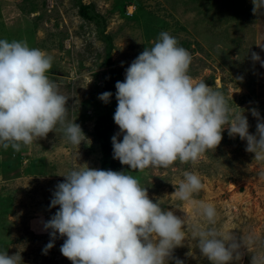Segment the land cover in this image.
<instances>
[{
  "label": "rangeland",
  "instance_id": "obj_1",
  "mask_svg": "<svg viewBox=\"0 0 264 264\" xmlns=\"http://www.w3.org/2000/svg\"><path fill=\"white\" fill-rule=\"evenodd\" d=\"M80 6H87L86 16ZM252 9V0H0V39L24 41L52 56L46 75L68 99L66 119L79 124L90 140L72 145L57 126L20 151L0 149V251L20 255L19 264H72L60 252L62 237L43 252L50 239L43 222L57 210L49 208L52 192L64 180L59 175L80 164L106 169L97 130L108 113L110 143L119 132L113 120L117 101L105 104L98 96L112 73L124 79L125 69L161 31L190 52L188 74L222 92L234 111L244 109L255 134L251 110L264 120V67L251 54L264 60V11L254 15ZM246 144L225 130L216 149L195 162L177 160L143 171L123 165L122 170L132 171L154 202L159 199L163 208L206 228L188 203L172 195L184 171L197 173L203 187L194 198L214 205L215 227L241 236L246 249L238 264H251L264 250V161L254 160ZM192 224L173 257L184 264H209L197 249ZM249 236L254 244L247 243Z\"/></svg>",
  "mask_w": 264,
  "mask_h": 264
},
{
  "label": "clouds",
  "instance_id": "obj_2",
  "mask_svg": "<svg viewBox=\"0 0 264 264\" xmlns=\"http://www.w3.org/2000/svg\"><path fill=\"white\" fill-rule=\"evenodd\" d=\"M252 4L254 15L264 11V0ZM251 58L264 67L257 53ZM191 62L190 52L161 31L125 69L124 79L115 83L113 120L119 132L111 144L113 159L121 165L143 171L177 160L195 162L216 149L225 130L247 142L245 150L254 153V160L264 161V120L259 113L251 110L257 118L256 133L251 134L245 110L234 111L222 92L191 77ZM51 64L52 56L43 50L0 39V149L20 151L57 126L72 145L90 142L79 124L66 119L68 99L46 75ZM112 95L105 91L98 99L107 104ZM80 165L59 175L64 180L52 192L49 208L57 210L43 222L50 236L45 254L59 236L64 238L60 252L72 264H184L173 257V250L185 241L191 217H179L159 199H150L132 171ZM202 187L200 176L186 170L172 195L188 203L208 225L192 224L200 255L209 264H238L245 242L215 227L214 205L194 198ZM247 243L254 244L255 238L249 236ZM20 261L18 254L0 251V264ZM251 264H264V250L251 257Z\"/></svg>",
  "mask_w": 264,
  "mask_h": 264
},
{
  "label": "trees",
  "instance_id": "obj_3",
  "mask_svg": "<svg viewBox=\"0 0 264 264\" xmlns=\"http://www.w3.org/2000/svg\"><path fill=\"white\" fill-rule=\"evenodd\" d=\"M80 12L83 14V16H86L87 14V6H80ZM117 81H122L121 79H118L114 73L111 74V76L104 82L102 91H110L113 95L111 97L115 98V83ZM112 128V124L109 118L108 113L103 117L99 123V128L97 131H99L98 136L101 139L100 148L102 153L106 158H108V162L106 164V169H112L116 171H120L123 168V165L120 164L118 160L113 159L112 156V144L109 140L110 131Z\"/></svg>",
  "mask_w": 264,
  "mask_h": 264
}]
</instances>
